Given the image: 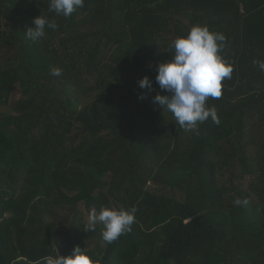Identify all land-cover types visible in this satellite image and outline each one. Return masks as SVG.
Segmentation results:
<instances>
[{
    "label": "trees",
    "instance_id": "1",
    "mask_svg": "<svg viewBox=\"0 0 264 264\" xmlns=\"http://www.w3.org/2000/svg\"><path fill=\"white\" fill-rule=\"evenodd\" d=\"M0 264H264V0H0Z\"/></svg>",
    "mask_w": 264,
    "mask_h": 264
},
{
    "label": "rangeland",
    "instance_id": "2",
    "mask_svg": "<svg viewBox=\"0 0 264 264\" xmlns=\"http://www.w3.org/2000/svg\"><path fill=\"white\" fill-rule=\"evenodd\" d=\"M92 82H93V79H91L87 85H90V87L92 86ZM19 88L17 87L16 90H15V94L19 96L20 94V91L18 90ZM88 94L90 96H88V98L86 99L88 102L92 101L93 100V96L94 93L92 92H88ZM240 173V172H238ZM237 180V181H236ZM107 182H110V177H108V179L106 180ZM226 181H228V177H226L224 179V183H226ZM233 182H234V185L235 186H239L241 188V192L242 193H245V192H248L249 191V186L252 184V178L250 177H242L241 180L237 179V178H234L233 179ZM150 191L154 194V195H157V196H160V197H166V198H174L176 197L178 200H184L183 196L181 193H178V194H174L173 191L171 190H165V189H161V188H156V187H150ZM175 195V196H174Z\"/></svg>",
    "mask_w": 264,
    "mask_h": 264
}]
</instances>
